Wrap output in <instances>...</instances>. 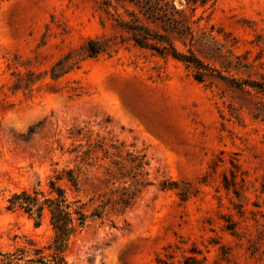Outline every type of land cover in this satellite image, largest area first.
<instances>
[{
	"label": "rangeland",
	"instance_id": "374dc122",
	"mask_svg": "<svg viewBox=\"0 0 264 264\" xmlns=\"http://www.w3.org/2000/svg\"><path fill=\"white\" fill-rule=\"evenodd\" d=\"M102 3L0 0V252L46 245L47 222L34 228L7 199L70 169L77 187L58 182L67 197L103 214L67 264H264V93L197 82L131 44L88 57L89 40L117 36ZM197 5L193 51L228 79L264 85V0ZM122 191L134 201L119 210Z\"/></svg>",
	"mask_w": 264,
	"mask_h": 264
},
{
	"label": "trees",
	"instance_id": "16d2710c",
	"mask_svg": "<svg viewBox=\"0 0 264 264\" xmlns=\"http://www.w3.org/2000/svg\"><path fill=\"white\" fill-rule=\"evenodd\" d=\"M176 0H103L102 5L113 10V28L117 36L105 42L89 40L84 46V54L95 57L110 48L111 45L131 44L133 47L150 51L160 57H168L182 64L192 72L197 82L205 77H215L237 88L248 87L264 93V85L257 83H238L222 76L215 69L203 62L193 47L197 43V30L202 17H197V0H184V5L177 7ZM122 10V13L118 12ZM118 39V40H117ZM176 42L184 49L180 50ZM98 147V146H97ZM100 147V146H99ZM90 150L81 152L88 157ZM80 155L76 156L81 157ZM132 177H142L144 163L142 158L133 161ZM64 179L72 187H77V175L73 170H62L54 180H49L47 190L36 186L13 193L7 199L8 212H20L33 223L34 228L47 222L51 236L46 245L36 247L30 241L26 246L12 251L0 252V264H67L66 253L74 238L85 228L90 219H100L103 211H89L87 202L69 199L58 182ZM141 188L149 185L140 180L135 183ZM165 189V185L162 184ZM134 195L122 191L113 208L124 210L131 207ZM103 203L101 208L106 206Z\"/></svg>",
	"mask_w": 264,
	"mask_h": 264
}]
</instances>
